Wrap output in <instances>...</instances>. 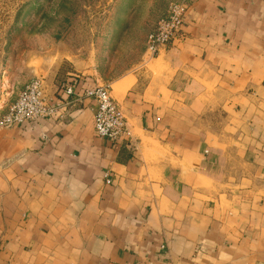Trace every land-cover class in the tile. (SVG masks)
Returning a JSON list of instances; mask_svg holds the SVG:
<instances>
[{
    "label": "crops",
    "instance_id": "obj_1",
    "mask_svg": "<svg viewBox=\"0 0 264 264\" xmlns=\"http://www.w3.org/2000/svg\"><path fill=\"white\" fill-rule=\"evenodd\" d=\"M188 2L168 48L107 83L124 141L95 134L83 92L103 82L81 58L41 76L60 116L0 128V264H156L162 246L264 264V0Z\"/></svg>",
    "mask_w": 264,
    "mask_h": 264
},
{
    "label": "rangeland",
    "instance_id": "obj_2",
    "mask_svg": "<svg viewBox=\"0 0 264 264\" xmlns=\"http://www.w3.org/2000/svg\"><path fill=\"white\" fill-rule=\"evenodd\" d=\"M170 1L0 0V78L19 91L81 58L109 84L151 59H141L146 35Z\"/></svg>",
    "mask_w": 264,
    "mask_h": 264
},
{
    "label": "built area",
    "instance_id": "obj_3",
    "mask_svg": "<svg viewBox=\"0 0 264 264\" xmlns=\"http://www.w3.org/2000/svg\"><path fill=\"white\" fill-rule=\"evenodd\" d=\"M188 5V0H171L168 3L164 15L156 20L146 35L143 62L168 48L181 34ZM75 83V80H65L61 82L59 89L67 96H76L75 98L80 99L81 94L76 95L75 92ZM83 96L90 98L95 104L93 122L95 134L116 142L124 141L129 135L128 123L120 106L110 95L109 85L87 87ZM66 105V101L60 99L48 100L44 93L42 77L35 76L18 91L6 111L0 113V128L60 116ZM163 247L160 249L156 264H171L167 250Z\"/></svg>",
    "mask_w": 264,
    "mask_h": 264
}]
</instances>
